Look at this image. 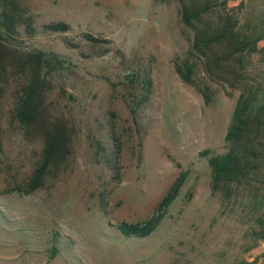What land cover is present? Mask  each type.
<instances>
[{
	"label": "rangeland",
	"instance_id": "rangeland-1",
	"mask_svg": "<svg viewBox=\"0 0 264 264\" xmlns=\"http://www.w3.org/2000/svg\"><path fill=\"white\" fill-rule=\"evenodd\" d=\"M14 1L36 32L19 28L0 76V264H264V170L226 197L211 192V169L199 156L226 151L242 89L264 91V40L242 59L238 80L211 78L176 0ZM217 2L235 10L239 28H264V0ZM53 21L68 23L79 47L39 33ZM83 32L108 40L110 52L92 56ZM33 50L65 60L66 69L46 77L43 115L69 130L71 154L25 196L13 190L23 189L43 144L40 132L26 138L13 119L28 75L15 60ZM134 69L149 70L146 99L139 82L126 80ZM181 172L186 182L157 230L122 237L116 225L147 220Z\"/></svg>",
	"mask_w": 264,
	"mask_h": 264
},
{
	"label": "trees",
	"instance_id": "trees-1",
	"mask_svg": "<svg viewBox=\"0 0 264 264\" xmlns=\"http://www.w3.org/2000/svg\"><path fill=\"white\" fill-rule=\"evenodd\" d=\"M176 1L182 24L192 32V50L201 57L205 73L211 78L221 79L220 76L225 74L231 80H238L244 66L242 59L259 52L256 45L264 40V28L256 29L248 25L239 28L235 10H225L224 3L217 0ZM218 6H222L223 10H218L215 17L208 18L207 15L219 9ZM22 14L16 1L0 0V76L7 71L8 53L16 42L19 28L23 26L29 35L36 32ZM71 30L68 23L53 21L41 25L39 33L59 36L65 45L76 49L79 46L67 37ZM79 37L90 48L92 56L101 57L110 52L109 48L102 46L109 43L108 40L87 32ZM15 61L17 70L28 67V75L14 105L13 119L26 138L34 131L40 132L43 144L41 159L23 189L13 190L29 196L43 187L48 176L56 175L71 154L69 130L60 120L50 121L43 115L44 90L48 85L46 77L66 67L64 59L41 50L25 52ZM178 72L185 81H190L189 76L183 75L180 69ZM149 74V70L134 69L126 75L130 84L140 83L146 93L143 96L145 99L151 85ZM246 91L247 88L242 89L235 103L224 138L226 151L211 154L210 150H205L199 154L207 159L211 169L210 189L213 194L223 191L228 197L233 184L249 185L258 176V170L261 167L264 170V91L260 92V88H256L255 92L249 90L247 94ZM136 107L130 108L132 115ZM187 175V172L179 174L147 220L122 222L116 225V231L128 239H144L153 234L161 225L168 208L180 195ZM260 238L264 241V231L260 233Z\"/></svg>",
	"mask_w": 264,
	"mask_h": 264
}]
</instances>
